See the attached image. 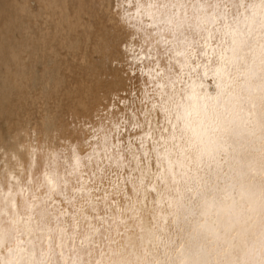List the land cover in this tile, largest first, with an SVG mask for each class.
<instances>
[{
    "label": "bare ground",
    "instance_id": "1",
    "mask_svg": "<svg viewBox=\"0 0 264 264\" xmlns=\"http://www.w3.org/2000/svg\"><path fill=\"white\" fill-rule=\"evenodd\" d=\"M0 264H264V0H0Z\"/></svg>",
    "mask_w": 264,
    "mask_h": 264
}]
</instances>
